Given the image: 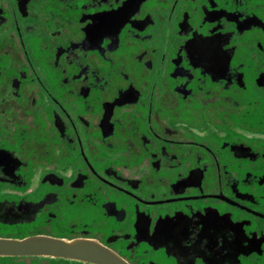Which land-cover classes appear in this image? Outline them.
Masks as SVG:
<instances>
[{"label":"flooded vegetation","instance_id":"1","mask_svg":"<svg viewBox=\"0 0 264 264\" xmlns=\"http://www.w3.org/2000/svg\"><path fill=\"white\" fill-rule=\"evenodd\" d=\"M0 264H264V0H0Z\"/></svg>","mask_w":264,"mask_h":264}]
</instances>
